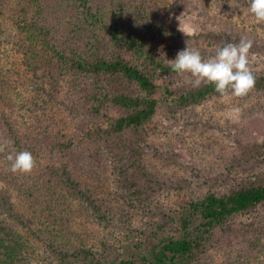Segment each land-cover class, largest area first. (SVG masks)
<instances>
[{
    "label": "trees",
    "instance_id": "16d2710c",
    "mask_svg": "<svg viewBox=\"0 0 264 264\" xmlns=\"http://www.w3.org/2000/svg\"><path fill=\"white\" fill-rule=\"evenodd\" d=\"M187 5L190 0H27L12 16L11 26H0V43L20 51L54 107V117L38 110L27 119L0 113V145L5 146L0 172L10 176L13 196L29 202L22 219L29 233L0 215V264H31L32 237L43 242L53 264H217L211 249L222 247L223 238L230 242L229 236L245 243L243 250L264 252V172L226 191L210 190L186 200L175 232L164 224L146 228L147 221L136 222L124 207L109 198L105 204L94 191V186L100 191L108 187L110 165L134 208L155 191L144 151L161 102L159 91L179 108L222 97L211 84L179 93L158 84L161 75L177 74L164 48L169 39L187 42L189 32L171 21L173 10L188 12ZM258 50L264 54L263 48ZM252 72V89L264 90V74ZM63 100L81 135L70 133L68 123L58 118L65 115L57 106ZM198 122L210 126L209 121ZM228 135L242 148L244 155L237 160L264 154V139L247 148ZM17 150L32 153L30 172L10 171L7 156ZM10 197L1 194L11 208ZM79 206L104 230L75 219L65 235L61 214L76 218ZM248 214L256 216L243 220ZM192 216L201 221L195 229ZM113 249L120 255L108 260L107 251Z\"/></svg>",
    "mask_w": 264,
    "mask_h": 264
},
{
    "label": "rangeland",
    "instance_id": "374dc122",
    "mask_svg": "<svg viewBox=\"0 0 264 264\" xmlns=\"http://www.w3.org/2000/svg\"><path fill=\"white\" fill-rule=\"evenodd\" d=\"M2 1L0 26L5 29L6 24L12 25V16L27 0ZM190 3L191 5L186 6L188 12L173 10L172 24L177 28L181 24L189 32V37L186 43L167 40L164 53L170 59H175L177 51L185 49L188 44L189 48L199 50L207 60L215 55L218 47L239 43L241 38H247L255 43L250 50L249 67L264 74V54L258 50L264 49V24L257 23L249 14L247 2L190 0ZM22 58L23 55L16 47L0 43V113L8 116L16 113L21 119H27L32 110H38L46 117H54L53 101L38 87L37 77ZM192 79L194 78L190 74H164L158 78V84L179 93L193 86L189 83ZM157 96L161 102L144 151L145 163L157 184L155 191L148 196L146 202L137 209L134 208L132 202L122 193L118 184L119 175L113 165L109 166L108 187L105 189L98 185L102 189L100 191L94 186V191L105 204L109 198L112 203L124 207L136 222L147 221L146 228L154 229L164 224L167 229L175 232L176 228L180 229L178 212L182 211L186 200L201 198L210 190L226 191L251 175L264 172V154L251 153L237 160L244 155L242 148L235 143L233 136L228 135L231 132L247 148L254 140L264 139V90L251 89L241 97L230 94L211 98L200 105L187 108H179L172 98L165 101L160 91ZM63 104L64 100L62 104L57 103L65 114L58 118L68 123L70 133L81 135V126L77 128L74 125L76 120L69 112L70 105ZM197 120L209 121L210 126L199 122L195 124ZM0 161L4 162L1 155ZM10 180L8 174L0 172L1 194L10 193L12 202L11 208L6 206L0 194V215L2 213L20 230L29 233L22 221L27 217L29 202L13 196ZM61 216L66 220L63 223L67 230L65 235L69 234L75 219L76 223L84 220L90 228L95 226L98 232L104 230L98 224L92 223L94 219L91 214L80 206L76 218L71 217L70 220L63 213ZM255 216L256 214H248L242 219L248 220ZM192 221L194 229L201 223L198 216H192ZM118 226L120 228L121 225ZM229 240L230 242L223 238L222 247L215 246L211 249L217 264H264V252L251 253L243 250L245 243H239L240 240L234 236H229ZM30 246L31 264H53L55 258L42 241L32 237ZM120 252L116 249L109 250L106 258L115 259Z\"/></svg>",
    "mask_w": 264,
    "mask_h": 264
},
{
    "label": "clouds",
    "instance_id": "9594fccd",
    "mask_svg": "<svg viewBox=\"0 0 264 264\" xmlns=\"http://www.w3.org/2000/svg\"><path fill=\"white\" fill-rule=\"evenodd\" d=\"M248 12L259 24H264V0H248ZM179 30L184 33L181 24ZM253 42L241 38L239 43H229L218 47L215 55L205 60L200 51L187 46L179 51L171 61L173 72L190 74L194 87L202 83L211 84L214 91L221 96L232 94L237 97L246 95L255 84V76L249 67L250 50ZM0 145V150H4ZM12 173H28L35 161L32 153L27 150H17L7 156Z\"/></svg>",
    "mask_w": 264,
    "mask_h": 264
}]
</instances>
